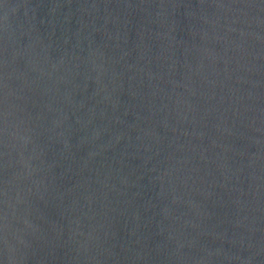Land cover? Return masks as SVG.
<instances>
[{
    "label": "water",
    "instance_id": "1",
    "mask_svg": "<svg viewBox=\"0 0 264 264\" xmlns=\"http://www.w3.org/2000/svg\"><path fill=\"white\" fill-rule=\"evenodd\" d=\"M0 264H264V0H0Z\"/></svg>",
    "mask_w": 264,
    "mask_h": 264
}]
</instances>
